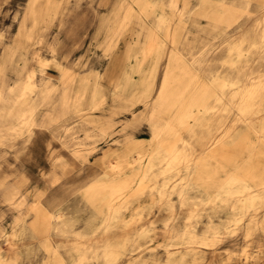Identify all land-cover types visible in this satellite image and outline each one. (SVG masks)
<instances>
[{"label": "rangeland", "instance_id": "1", "mask_svg": "<svg viewBox=\"0 0 264 264\" xmlns=\"http://www.w3.org/2000/svg\"><path fill=\"white\" fill-rule=\"evenodd\" d=\"M231 1L0 0V79L13 85L29 70L38 71L39 61H44L49 77L40 79L38 73L40 86L52 89L57 101L65 89L70 90L68 110L64 114L57 107L51 111L56 120L36 127L30 135L0 142V257L4 264H54L57 242L34 231L32 207L41 204L53 212L62 206L65 214L76 218V228L83 230L90 211L81 206V195L101 176L102 162H115L116 155L132 143L152 150L155 118L151 113L169 65L179 71L191 62L190 52L205 46L210 56L218 57L215 68L227 70L228 48L244 31L255 33L256 18L261 17L260 13L249 18L240 11L223 12ZM251 3L254 7L259 0ZM161 15L168 18L171 34L178 35L175 44L171 34L166 37L156 27ZM153 40L162 43L154 87L146 96L142 86L153 66L156 46L149 49ZM45 112L47 108L42 107L39 120ZM82 123L91 127L89 136ZM138 205L146 222L157 216L153 239L142 241L139 254H153L163 264L171 240L162 222L167 212H158L145 198L125 211L126 218ZM263 216L264 211L257 214L259 219ZM206 220L204 216L199 223V232ZM246 225L240 221L223 233L221 243L205 251L204 263L243 264L247 246L250 256L261 257L257 264H264V233L258 228L246 238Z\"/></svg>", "mask_w": 264, "mask_h": 264}, {"label": "bare ground", "instance_id": "2", "mask_svg": "<svg viewBox=\"0 0 264 264\" xmlns=\"http://www.w3.org/2000/svg\"><path fill=\"white\" fill-rule=\"evenodd\" d=\"M251 1L232 0L223 8L249 18L261 14L255 33L244 31L228 48L226 71L215 68L218 57L205 46L190 52L191 62L179 71L167 67L151 113L152 150L132 143L115 162H102L101 176L81 195V206L90 211L83 230L62 206L53 212L41 204L32 207L34 231L57 242L54 264H158L155 255L139 254L142 241L153 239L157 216L146 222L141 205L132 208L129 219L125 216L145 198L158 212H167L162 222L171 240L163 264H205V251L215 249L221 235L240 221L247 222L246 238L258 228L264 233V216L257 217L264 211V0L254 7ZM156 27L166 37L171 34L165 16H158ZM170 38L173 44L179 40L175 32ZM161 43L149 45L156 49L142 86L146 96L154 87ZM46 67L39 61L38 71L29 70L13 85L0 79V142L56 120L51 113L56 107L62 114L68 110L70 90L57 101L52 89L38 83V73L40 79L49 77ZM42 107L47 112L39 120ZM81 128L91 134V127L82 123ZM204 216L205 229L199 232ZM243 253V264L261 258L250 256L247 246Z\"/></svg>", "mask_w": 264, "mask_h": 264}]
</instances>
